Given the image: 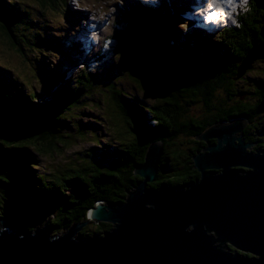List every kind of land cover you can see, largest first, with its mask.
Instances as JSON below:
<instances>
[{
    "label": "trees",
    "instance_id": "16d2710c",
    "mask_svg": "<svg viewBox=\"0 0 264 264\" xmlns=\"http://www.w3.org/2000/svg\"><path fill=\"white\" fill-rule=\"evenodd\" d=\"M70 1L33 0L28 5L0 0V42L31 63L35 75L43 73L45 89V94L34 87L27 91L23 78L0 64L1 216L25 230L49 223L53 234L87 221L77 235L88 238L112 229L109 222L89 221L88 211L100 201L116 205L126 200L141 180L134 170L144 162L150 143H161L162 153L156 179L147 184L149 192L184 188L200 178L193 156L206 143L197 137L219 121L244 119L246 141L255 143L254 150L264 149V72L245 77L256 66L255 60L252 68L239 74L252 45L264 41V0H250L239 25L224 27L215 35L194 33L188 22L185 28L177 25L179 8L187 0H169L159 7L125 0L118 15L107 22L109 33L89 51L75 49L79 42L69 36L50 35L44 28L39 29L46 34L35 31L34 11L45 17L48 11H60L76 24L87 19L84 10L69 6ZM113 40L117 45L109 48ZM67 43L69 52L81 57L77 65L82 68L74 72L69 65L53 63L45 52L56 49L62 54L64 50L57 48ZM27 51L37 58L34 62ZM94 64L109 67L107 78L97 72L100 67L93 71ZM121 75L142 92L154 94L155 100L147 102L128 92ZM89 101L96 108L104 104L117 108L109 128L122 136L118 126L124 123L133 138L119 136L114 139L118 146L91 148L81 164L70 162L44 171L38 156L62 153L72 141L91 134L89 122H79L73 133L75 124L67 116L88 107ZM196 106L202 115L196 114ZM94 129L100 137L99 129Z\"/></svg>",
    "mask_w": 264,
    "mask_h": 264
},
{
    "label": "water",
    "instance_id": "95a60500",
    "mask_svg": "<svg viewBox=\"0 0 264 264\" xmlns=\"http://www.w3.org/2000/svg\"><path fill=\"white\" fill-rule=\"evenodd\" d=\"M258 59L264 41L252 45L239 74ZM246 124L230 118L197 137L206 143L193 156L200 178L184 188L149 192L162 153L150 143L126 200L88 211L89 221L113 225L102 234L79 237L87 221L53 234L49 223L25 230L0 216V264H264V149L246 141Z\"/></svg>",
    "mask_w": 264,
    "mask_h": 264
},
{
    "label": "rangeland",
    "instance_id": "374dc122",
    "mask_svg": "<svg viewBox=\"0 0 264 264\" xmlns=\"http://www.w3.org/2000/svg\"><path fill=\"white\" fill-rule=\"evenodd\" d=\"M20 1L27 2L28 5H31V3L33 2V0H20ZM84 1L85 3H82L81 6H77L78 3L76 2L74 3L73 1H70V4H69V6L72 9L74 10L82 9L87 13V19H81L79 23L77 24L74 23L73 18L71 19L67 17L63 12H60V11H57V12L48 11V13L46 14V17L42 15H38L37 11H34L33 19L38 22V25L36 27L38 29H36L35 31L42 32L41 29L39 28H44L49 32L50 35H54V33L61 34V35H64V37L69 36L70 39L71 40L74 39L75 42L76 40H80L81 42H84V44L83 43H78L77 45L75 44L73 46L75 47V49L76 47L81 48L84 46L87 47L88 45L96 46L100 41L99 38H101V36L106 35V33L108 34L109 30H111V26L107 22L111 19H114V17L118 15L119 9H121L120 7L125 6L127 1L126 2L125 0H111L110 2H107V0H84ZM168 1L169 0H165V1L156 0V2L153 4L151 3V0H149V3L156 5L155 7L157 6L159 7L161 3L168 2ZM93 2L95 4L94 6H98V8L93 9V5H92ZM132 2H133L132 4L134 5L141 6L140 3H144V0H132ZM232 2L237 4V8L240 7L239 6L240 2L236 0L234 1L232 0ZM87 3H90L89 7L87 6ZM224 6L226 9L229 10V6L227 4H224ZM248 8L249 7H247V10ZM184 9L186 10L185 12L183 11L184 14H181L180 17L179 16L176 17L177 25L180 27L183 26V28L188 27V25L184 24L185 22H187L185 20H188V22L191 21L192 23H194L193 15H189V16L187 15V11L189 8L187 9V6L184 5ZM246 11L242 9V12L240 11V14ZM199 17L202 18V21H203L204 18L202 16H199ZM233 24L234 23H232V25ZM32 32L34 31L32 30ZM80 36L81 38H79ZM67 45L68 43L65 45L60 44V48H57V49L64 50L62 54L57 52L56 49H52V51L45 50V52L46 54L50 56V59L53 61V63H56L57 61L58 63L69 65L70 68L76 66L74 70L76 69L75 71H77L79 67H81L77 65V61L80 62L81 57H76L75 53H70ZM116 45L117 43H115L114 40L108 43L109 48L115 47ZM27 54H29L28 56L31 57L32 62H34L35 59H37L29 51H27ZM36 54L40 55L39 52H36L35 55ZM114 57L117 60L118 54ZM27 63L28 64H26L25 59L21 57L18 53L11 50L10 48H7V45L4 42H0V64L11 68L15 75L22 77L24 87L27 91H30L31 88L34 87L36 88L38 92L44 93L45 89L41 83V76L44 77L43 73H41L39 76L35 75V72H34L33 67L31 66V63H29L28 61ZM255 65L256 66L252 68L249 72H246L245 77H248V78L259 77L260 72H264L263 71L264 70V60L263 59L256 60ZM92 67H93L92 68L93 71H95V68L100 67V70H97V72L98 73L100 72L101 74H103L104 79L107 78L105 77L104 74L106 73L105 70L109 69V67L103 66V65H98V66L96 65L95 67V64ZM68 73L69 72H67V74ZM68 76L70 75L68 74ZM68 76L66 75V79H69ZM120 82L122 86L126 88L128 92L132 94L135 93L136 95L138 94L139 96L142 97V99L146 100L147 102H153L155 100L153 96L154 94L142 92L140 88L139 89L137 88L139 86L133 80L129 79L126 75H121ZM103 101H104V98H103ZM88 103H89L88 104L89 108L83 107L82 109H76L75 113L70 111V113L67 116L70 119H72V124H75V126L74 125L71 126L73 127L71 130L73 133L77 131V129L75 128L78 127L79 122H84V123L89 122V123H92L93 125L90 130L91 134L87 135V139H83V140L77 139L76 141H72V145L67 146V150L62 153L49 154V155H46L45 157L38 156L42 160L44 171L49 172V168L55 169L56 167L57 168L65 167V165L69 164L70 162H72L73 165L81 164L84 161L83 159L85 156V152H87L91 148H103V147L107 148V144L113 145L112 148H115V146H118L117 143L114 142V139L118 141L120 134L118 135L114 134L112 130L109 128L111 126L109 118H114V116L117 117L118 109L117 108L115 109L114 107L111 108L108 105L106 106V104L102 106L100 105L98 108H96L95 106L91 105L92 101H89ZM194 109H196L194 111L196 112L198 116L202 115L201 109L199 108V106H196ZM82 111L85 113H82ZM120 125L122 127L118 126V128L120 132H122L123 134L120 137L127 139V140H131L133 136L131 135L130 132H126L127 130L126 124L121 123ZM94 127L99 129L101 133L100 137H98V131L95 130ZM184 139L186 141L189 140L188 137H185ZM92 222L94 223L95 221H92ZM77 224H81V223H77ZM73 225H71V227ZM84 226L80 227V230H82ZM65 232L66 230H63L59 232V234H62Z\"/></svg>",
    "mask_w": 264,
    "mask_h": 264
},
{
    "label": "clouds",
    "instance_id": "9594fccd",
    "mask_svg": "<svg viewBox=\"0 0 264 264\" xmlns=\"http://www.w3.org/2000/svg\"><path fill=\"white\" fill-rule=\"evenodd\" d=\"M71 1H73L74 3L75 2L78 3L77 0H71ZM205 1L206 0H195V1L187 0V3L184 4L185 6H187V9L189 8L187 11V15L188 16L193 15V12L198 11V9H200V7L202 6L204 7ZM236 1L240 2L239 8H237V4L233 3L232 0H208L207 8L214 9V11L208 12V14L204 17L205 21L203 20L202 22H199V21H196L195 18H193L194 23H192L191 21L188 22V20H185V21L191 24L194 33L207 34V35H215L217 32L222 30L224 27L238 26L240 23V11L242 12V9L245 11L247 10V7H249L250 0H236ZM224 4H227L229 6L228 11L225 8ZM77 6H80V5L78 4ZM179 9H180L179 11L181 14H184L183 11L184 12L186 11L184 9V6H181ZM235 10L237 12L234 15L232 12H234ZM225 17H229L230 21L224 24L221 28H218L216 30L214 26H211L208 23V22H212L215 24V23L223 22L225 20ZM232 23L234 24L232 25ZM79 38H81V36ZM77 41L79 43L84 44V42H81L80 40H77ZM91 47L93 46L88 45L87 47H81V49H85L86 51H89ZM74 68H76V66L71 67V69H73V72L75 71Z\"/></svg>",
    "mask_w": 264,
    "mask_h": 264
},
{
    "label": "bare ground",
    "instance_id": "6f19581e",
    "mask_svg": "<svg viewBox=\"0 0 264 264\" xmlns=\"http://www.w3.org/2000/svg\"><path fill=\"white\" fill-rule=\"evenodd\" d=\"M234 1V0H233ZM162 4V3H161ZM206 6V4L204 5V7ZM203 7V6H202ZM227 11H228V9H227ZM193 12V11H192ZM236 10L234 11V12H232L234 15L236 14ZM195 14V13H194ZM193 14V15H194ZM196 15V14H195ZM199 16H202V15H199ZM199 16H197V17H194L195 18V20L196 21H199V22H202V18H200ZM203 17V16H202ZM204 18V17H203ZM204 20V19H203ZM59 234V233H58Z\"/></svg>",
    "mask_w": 264,
    "mask_h": 264
},
{
    "label": "snow or ice",
    "instance_id": "6c2138e0",
    "mask_svg": "<svg viewBox=\"0 0 264 264\" xmlns=\"http://www.w3.org/2000/svg\"><path fill=\"white\" fill-rule=\"evenodd\" d=\"M144 2H145V3H148V2H149V0H144ZM155 2H156V0H151V3H153V4H154Z\"/></svg>",
    "mask_w": 264,
    "mask_h": 264
},
{
    "label": "flooded vegetation",
    "instance_id": "af4514ba",
    "mask_svg": "<svg viewBox=\"0 0 264 264\" xmlns=\"http://www.w3.org/2000/svg\"><path fill=\"white\" fill-rule=\"evenodd\" d=\"M200 141H202V140H200ZM211 142H212V140H211ZM213 143V142H212Z\"/></svg>",
    "mask_w": 264,
    "mask_h": 264
}]
</instances>
